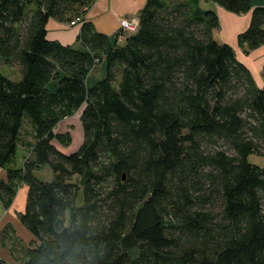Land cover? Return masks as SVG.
Here are the masks:
<instances>
[{"label":"trees","instance_id":"16d2710c","mask_svg":"<svg viewBox=\"0 0 264 264\" xmlns=\"http://www.w3.org/2000/svg\"><path fill=\"white\" fill-rule=\"evenodd\" d=\"M94 1L0 0V68L20 69L0 72V199L28 188L25 264H264V168L248 162L264 151V91L218 17L199 0H146L122 45L85 22L77 46L47 38L50 20ZM210 1L240 15L253 0ZM238 44H264V6ZM79 109L83 141L64 153L54 131Z\"/></svg>","mask_w":264,"mask_h":264},{"label":"crops","instance_id":"0c3cea01","mask_svg":"<svg viewBox=\"0 0 264 264\" xmlns=\"http://www.w3.org/2000/svg\"><path fill=\"white\" fill-rule=\"evenodd\" d=\"M145 4L146 0H95L84 9V20L85 23L91 25L93 31L106 36L111 44L123 42L127 35L122 39L118 38L119 20L126 18L138 22L139 13ZM262 6H264V0H253L248 13L236 15L225 11L210 0H199L201 9L211 10L216 14L219 21L220 40L233 49L238 62L249 71L257 87L261 89L264 88V44L255 50L244 52L238 44V36L248 28L252 10ZM80 28V25L69 27L67 21L60 23L50 20L46 27L47 38L62 45L77 46L79 42L76 40ZM99 65L95 66L90 73L95 71ZM6 179V171L0 169V181L6 183ZM14 200L6 209L0 199V260L6 264H20L22 260L25 264L24 251L28 247L31 236L18 221V213L23 212L25 205L21 211H17L14 209ZM18 231L25 233L23 235L26 239L24 240L25 245L22 239H16ZM7 239L10 240L8 245H6ZM17 253H20V258Z\"/></svg>","mask_w":264,"mask_h":264},{"label":"rangeland","instance_id":"374dc122","mask_svg":"<svg viewBox=\"0 0 264 264\" xmlns=\"http://www.w3.org/2000/svg\"><path fill=\"white\" fill-rule=\"evenodd\" d=\"M80 17H83L84 19V13ZM119 33H121L122 36L125 35V33L121 31L120 32L118 31L117 35ZM118 44L122 45L123 42H119ZM98 64H100L99 67H97L95 71L90 73V75L87 78L86 82L88 86L94 85L97 80H101L104 77L105 62L98 63ZM0 72L4 76L12 80H17L20 77V69L18 67L2 66L0 68ZM80 113H81V109L76 111L72 116L59 122L54 131L57 135H59L62 138L63 143L59 144L58 142L55 141L53 142V144L64 153L75 152L80 147L83 141L82 128L80 125ZM21 141L22 143L17 147L16 154L12 161V165L15 168H20L22 166L25 158L28 156V153H29L28 143L31 142V139L28 136L23 135L21 136ZM248 162L250 164L256 165L259 168H264V151L258 152V154L249 156ZM36 176H39L41 179L46 180V181H50L52 178L51 171L49 170L48 167L39 169L36 173ZM11 186L14 189V198H13L15 199L13 203L14 209H16L17 211H21L26 202L28 188L24 184L18 181H16L15 183H11ZM24 234L25 233L23 231H20V232L18 231V235H16L17 237L16 239H22V243L25 245L24 240L26 241V239L23 237ZM8 235H9V232H8ZM9 241L10 240L7 239L6 245L10 243ZM30 241H31V238H30ZM18 243H20V241ZM17 256L20 258V253H17ZM22 262L23 261L21 260L20 264H23Z\"/></svg>","mask_w":264,"mask_h":264},{"label":"built area","instance_id":"2783aa9c","mask_svg":"<svg viewBox=\"0 0 264 264\" xmlns=\"http://www.w3.org/2000/svg\"><path fill=\"white\" fill-rule=\"evenodd\" d=\"M85 22L83 17L76 16L69 22L70 27H77L79 25H82ZM137 30V22L130 21L126 18H121L119 20V32L125 33V35L134 33ZM124 35V36H125ZM124 36L121 35V33L118 34V38L122 39Z\"/></svg>","mask_w":264,"mask_h":264},{"label":"water","instance_id":"95a60500","mask_svg":"<svg viewBox=\"0 0 264 264\" xmlns=\"http://www.w3.org/2000/svg\"><path fill=\"white\" fill-rule=\"evenodd\" d=\"M263 91H264V88H263Z\"/></svg>","mask_w":264,"mask_h":264}]
</instances>
